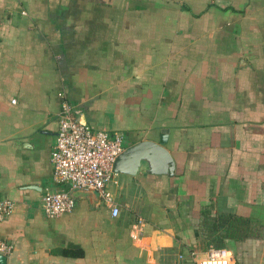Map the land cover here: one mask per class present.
I'll return each mask as SVG.
<instances>
[{"label": "crops", "instance_id": "obj_1", "mask_svg": "<svg viewBox=\"0 0 264 264\" xmlns=\"http://www.w3.org/2000/svg\"><path fill=\"white\" fill-rule=\"evenodd\" d=\"M62 100L124 147L163 131L173 173L113 171L115 216L79 188L45 215L43 191L67 187ZM2 197L3 264H196L215 243L264 264V0H0Z\"/></svg>", "mask_w": 264, "mask_h": 264}, {"label": "built area", "instance_id": "obj_2", "mask_svg": "<svg viewBox=\"0 0 264 264\" xmlns=\"http://www.w3.org/2000/svg\"><path fill=\"white\" fill-rule=\"evenodd\" d=\"M122 134L107 130L91 129L79 118V111L62 100L58 112L57 129L50 150L51 179L66 183L67 187L45 189L41 195V207L45 215L58 216L69 211L74 199L70 188L95 192L98 201L109 206L111 216L118 213L108 183L112 177V162L123 150ZM13 207V202L0 198V220ZM10 245L0 240V252L6 253ZM229 251L224 247H209L196 264H230Z\"/></svg>", "mask_w": 264, "mask_h": 264}, {"label": "water", "instance_id": "obj_3", "mask_svg": "<svg viewBox=\"0 0 264 264\" xmlns=\"http://www.w3.org/2000/svg\"><path fill=\"white\" fill-rule=\"evenodd\" d=\"M161 134L157 141L141 139L124 147L114 158L112 171L133 176L139 167H143L152 173L171 175L174 167L173 159L162 144L164 134ZM4 259L5 255L0 253V264L4 263Z\"/></svg>", "mask_w": 264, "mask_h": 264}, {"label": "trees", "instance_id": "obj_4", "mask_svg": "<svg viewBox=\"0 0 264 264\" xmlns=\"http://www.w3.org/2000/svg\"><path fill=\"white\" fill-rule=\"evenodd\" d=\"M217 220L218 221L220 220V221L226 222V223H230V225H231V223L237 224V228H236V226L229 227L228 233H229L230 237L240 238L243 235H245V233H241L239 231L237 232V229H242L243 228L242 225L245 224L246 219H242V218H240L238 216L237 217H232L231 215H221V214L219 215L218 214ZM220 245H221L220 243H215L216 247H220Z\"/></svg>", "mask_w": 264, "mask_h": 264}]
</instances>
